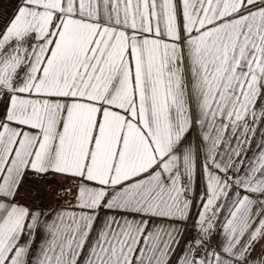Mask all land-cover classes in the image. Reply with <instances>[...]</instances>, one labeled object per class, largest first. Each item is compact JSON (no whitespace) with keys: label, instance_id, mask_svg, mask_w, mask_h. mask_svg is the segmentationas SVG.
I'll list each match as a JSON object with an SVG mask.
<instances>
[{"label":"snow or ice","instance_id":"1","mask_svg":"<svg viewBox=\"0 0 264 264\" xmlns=\"http://www.w3.org/2000/svg\"><path fill=\"white\" fill-rule=\"evenodd\" d=\"M0 264H264V0H0Z\"/></svg>","mask_w":264,"mask_h":264},{"label":"built area","instance_id":"2","mask_svg":"<svg viewBox=\"0 0 264 264\" xmlns=\"http://www.w3.org/2000/svg\"><path fill=\"white\" fill-rule=\"evenodd\" d=\"M55 186H56V184H55V182L51 185V187H53V188H55ZM53 200H55V201H57L54 197H52L51 195H46L45 196V198H44V200H43V206L44 207H50L51 205V203H52V201Z\"/></svg>","mask_w":264,"mask_h":264},{"label":"crops","instance_id":"3","mask_svg":"<svg viewBox=\"0 0 264 264\" xmlns=\"http://www.w3.org/2000/svg\"><path fill=\"white\" fill-rule=\"evenodd\" d=\"M57 203H59V201H55V200H53L52 203L50 204L51 206H50V207H46V208L51 209L52 207H54L55 205H57ZM193 211L195 212L196 209L194 208ZM258 251H259V249H258Z\"/></svg>","mask_w":264,"mask_h":264}]
</instances>
